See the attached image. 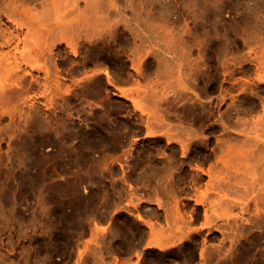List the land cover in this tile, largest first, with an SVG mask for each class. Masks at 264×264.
<instances>
[{
  "label": "rangeland",
  "instance_id": "rangeland-1",
  "mask_svg": "<svg viewBox=\"0 0 264 264\" xmlns=\"http://www.w3.org/2000/svg\"><path fill=\"white\" fill-rule=\"evenodd\" d=\"M85 4L0 0V11L28 29L22 46L39 80L0 103V264H136L132 245L139 251L151 238L168 247L142 250L139 264H264V163L248 156L243 135L232 131L238 139L219 159H207L222 132L217 115L206 116L202 106L222 93L219 108L230 110L231 126L264 138V82L257 80L264 77V0ZM57 18L66 29L54 30ZM39 43L52 54L35 53ZM139 59L142 74L133 67ZM163 91L159 107L153 94ZM161 107L172 112L166 122L155 119ZM148 130L185 139L186 155L164 136L160 146ZM196 164L210 173L197 182L185 175L172 186L198 208L189 219V204L177 207L165 187L170 172L196 174ZM256 195L261 211L251 217L259 227L235 232L239 204L254 207ZM196 198L212 203L209 219L228 217L224 236L207 231ZM137 210L155 222L154 235ZM95 222L105 230L94 233ZM203 236L207 259L197 254Z\"/></svg>",
  "mask_w": 264,
  "mask_h": 264
},
{
  "label": "bare ground",
  "instance_id": "bare-ground-1",
  "mask_svg": "<svg viewBox=\"0 0 264 264\" xmlns=\"http://www.w3.org/2000/svg\"><path fill=\"white\" fill-rule=\"evenodd\" d=\"M86 1V5H90V0H84ZM88 7V6H86ZM3 16L7 18V21L10 23H14L11 27L7 23L5 24L3 21ZM56 18V17H55ZM87 19V18H86ZM62 18H57V20L53 23L54 30L64 27L65 23H61ZM86 24L89 22V19L85 21ZM52 25V24H51ZM75 25L70 23L67 28L71 31L73 29L75 30ZM66 29V28H65ZM28 29L24 32L22 29L21 24L16 23L13 21V19L10 17L9 13H7L6 10L0 11V103H8L12 100L18 98L19 94L22 91V88L24 86H32L33 83H38V75L34 74L32 72V68L29 65L26 54H25V47L22 46V43L25 41V36ZM72 50V53H76V49L72 44H68ZM43 50H47L49 54H52L53 48L50 47L48 44L42 45L39 43L36 47H34L33 51L35 53L43 52ZM144 56V55H143ZM140 58V57H139ZM143 60V59H142ZM142 62L139 59L138 64H133V67L136 69V71L140 74L143 69L141 68ZM142 69V70H141ZM105 74L107 75V79L110 83L113 84V86L120 92V95L124 96L125 98L129 99L131 103L135 106L136 102L132 97H129L126 93V88L117 84H114L110 75L105 71ZM142 74V73H141ZM225 79V77H223ZM258 82L262 83L264 82V77H257ZM57 87L59 86L58 80H56ZM185 89V87H183ZM261 89H264V85L261 86ZM195 96L199 97L196 92H193ZM166 96V92L163 91L161 93L157 92V94H153V97H155L158 106H161V102ZM220 100L216 101L213 106H211V102L205 103L202 101V106L204 109V112L206 116L208 115H217L215 117V123L217 127L221 129L222 136L217 137L215 139V143L209 148L210 153H208L205 157L207 159L216 160L221 157V153L225 151V148H229V146L233 143L234 140H237L238 138L236 136H232L230 132H234L236 134L243 135V141L247 142L249 145V150L247 151V155L253 157L254 160L258 161L259 163L262 162L261 165L264 163V138L263 137H250L249 132L245 129H236L231 126L230 119L231 114L230 110L227 111H220V101L223 99L222 93H220ZM261 101V106L264 111V102ZM254 101L252 104V107H254ZM162 112H159V110H155V119L159 120L160 122H166V118L170 116L172 113L170 110L166 109V107H161ZM256 123L259 121L255 120ZM146 126H149V123L147 122ZM216 127V126H215ZM260 129L264 133V123L261 125ZM145 135L149 136H156V140L159 141V145L163 146L162 144V138L158 136H164L165 137V143L166 144H173L172 141L175 140L177 144L179 145V148L181 149V156H185L188 149V141L185 139H179L174 138L167 133L160 132L156 133L154 130H148ZM102 138L100 137L98 141H101ZM204 143L208 145V139L204 138ZM96 142V141H93ZM175 145H172V148H174ZM189 159V158H188ZM197 170L196 174H192L190 171H186L185 169L181 168V172L179 171L177 174H175L173 171L168 174V180H167V186L165 188H170L168 190L170 193H173V197L176 200V206L179 207L182 206L183 208L187 207L189 204V209L185 210L186 213H188L189 219L192 218L193 214H197L198 208L196 206H191L190 202H188V199H190L189 195H182V197H179L175 194V190L172 188V186L180 179H184V176H189L192 182H197L200 179L204 177V175H208L210 173V167L204 168L199 165H195L194 167ZM264 169V166H263ZM131 186V185H130ZM256 198L254 201V207L250 208V204L246 201L241 202L239 205V213L235 216L233 219V223L230 225V227L235 232H242V231H253L254 227H259L257 223L253 224L254 218L251 217V213H254L257 215V212L259 210V202L257 201V195L254 197ZM253 198V199H254ZM187 199V201H185ZM174 200V201H175ZM228 201V200H225ZM211 203V202H210ZM217 203V202H216ZM261 203V202H260ZM195 204L202 205L201 214L203 215L205 221L204 226H206L207 231L217 230L219 231L223 236L225 233V230L223 228V223L230 224V221H228V217H226L222 223H218L213 219H209L208 214L209 210L212 209V203L207 204L204 200L195 199ZM264 204V203H263ZM262 204V205H263ZM211 205V206H210ZM214 205V204H213ZM219 205V203H217ZM264 207V205H263ZM253 211H252V210ZM261 209V208H260ZM252 211V212H250ZM261 211V210H259ZM151 212V211H150ZM259 214V213H258ZM253 216V215H252ZM136 217L144 223V226L147 228V231L150 235H154L156 233V225L153 220L146 219L144 215L137 210ZM254 217V216H253ZM183 218V222L186 223L188 220ZM257 219V218H256ZM257 221V220H256ZM255 221V222H256ZM105 226L101 227L97 225V223H94L93 231L94 233H98L100 230H105ZM198 229H189L185 231V234H183V237L191 236L192 233L197 232ZM206 237L203 236L201 246L197 252L198 257L201 259H207L209 257V253L207 251V245L205 243ZM206 245V246H205ZM166 247H168V244L163 243L161 241H156L154 239H147L145 243L141 246V250L137 251V244H133L131 247V251H135L136 254V264H139L141 262V259L143 257L142 250H148L150 248H157L159 250H164ZM79 255H81V252H79ZM191 256L195 257V251L192 250ZM80 259V256H79ZM81 260V259H80ZM81 261L76 262L77 264H81Z\"/></svg>",
  "mask_w": 264,
  "mask_h": 264
}]
</instances>
